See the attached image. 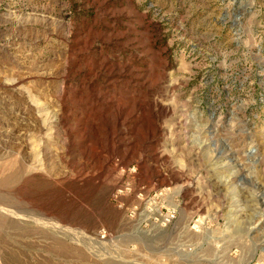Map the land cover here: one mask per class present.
<instances>
[{"label": "rangeland", "instance_id": "374dc122", "mask_svg": "<svg viewBox=\"0 0 264 264\" xmlns=\"http://www.w3.org/2000/svg\"><path fill=\"white\" fill-rule=\"evenodd\" d=\"M0 264H264V0H0Z\"/></svg>", "mask_w": 264, "mask_h": 264}]
</instances>
